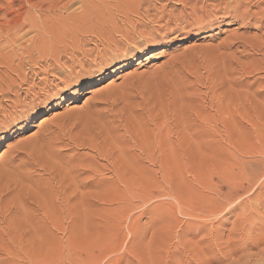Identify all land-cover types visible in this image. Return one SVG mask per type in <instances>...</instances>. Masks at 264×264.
<instances>
[{
	"label": "rangeland",
	"instance_id": "obj_1",
	"mask_svg": "<svg viewBox=\"0 0 264 264\" xmlns=\"http://www.w3.org/2000/svg\"><path fill=\"white\" fill-rule=\"evenodd\" d=\"M7 3L40 19L0 0V25ZM233 5L201 25L107 9L87 56L0 39V264H264V10Z\"/></svg>",
	"mask_w": 264,
	"mask_h": 264
},
{
	"label": "bare ground",
	"instance_id": "obj_2",
	"mask_svg": "<svg viewBox=\"0 0 264 264\" xmlns=\"http://www.w3.org/2000/svg\"><path fill=\"white\" fill-rule=\"evenodd\" d=\"M13 1V0H12ZM25 1V3L29 4L30 6H27V7H39L40 9L37 10L38 13H39V18L38 19V16L34 15V13L28 8H25L26 5L22 6V8L24 7L23 11L22 12H19V10H16V9H13V5L12 3H7V6L4 7L5 10H6V13L8 14V16L11 14H15V15H12V18L6 23V24H1L0 25V39L1 38H5V39H8L9 41H12V40H17L18 37L20 36H25V34L29 31H31L32 29H38L36 30L38 32V36H35L33 38H28L30 41H31V44L32 45H35L36 47V43L38 41V39L44 37L46 39V36H45V33H53L52 35L55 36L54 38H56L57 42L54 43L55 45L58 44V42H63L61 43V45L63 46L64 44V41H69V45H65L63 50L65 52H80L81 54H86L87 53V50L83 49L85 46V44H81L82 41H80L79 39L76 40V38L79 37V35H82L84 33H87L89 32L90 29L94 30V26H93V23H94V20L95 22H98L99 19H101V15H104L102 17H106V14L107 12H105V10L109 9L108 11H112L114 8L118 11H126L127 13H130V12H138L139 16H141L142 18L145 17V18H148L150 19L151 17L152 20L154 22L155 21H161V20H166V14L164 13V9H161L162 7H159L160 9H156L157 12L156 14H151V11L153 9H155V7H153L154 3L152 4L153 0H23ZM36 1V2H35ZM141 1L145 2L147 5H143L144 9L143 10V14L140 12L141 11ZM159 1V0H158ZM177 1V0H175ZM182 3L186 6L187 4H192L190 6L191 8V11L188 13V14H180V16H174V15H171L170 14H167V16L169 17L166 21H167V24H171L172 21L170 20H180L183 22H190L189 19H195V23L197 24H202L203 23V17L205 15L202 16H198V14H201V13H205V14H213V12H221L223 10H227L229 7H231L230 5H232V3L234 4L232 6L233 10H234V14H237V17L243 19V21H247L248 18H250V15H258L260 13H262V7L264 8V0H257L254 2V0H181ZM33 2H35L33 4ZM33 4V5H32ZM76 4H79L73 11H72V8L76 5ZM2 6V5H1ZM256 6L258 9L255 10L254 7ZM46 7V9H44ZM142 7V8H143ZM185 7V9H186ZM3 8V10H4ZM189 8V9H190ZM252 8L256 11H252ZM32 9V8H31ZM76 9H80V11H76ZM184 9V8H183ZM182 9V10H183ZM188 9V8H187ZM188 9V10H189ZM2 10V12H3ZM8 10V11H7ZM35 11V9H34ZM43 11H47V12H43ZM70 11V12H69ZM5 12V11H4ZM153 12V11H152ZM186 12V11H184ZM215 12V13H216ZM264 12V11H263ZM97 13V14H96ZM121 13H124V12H121ZM225 13H228V12H225ZM48 14V15H46ZM106 14V15H105ZM175 14V13H174ZM179 14V13H178ZM113 14H109L108 15V19H102L103 21H99L98 23H101L102 26H105L106 27V30L108 31L109 29H107L109 26H117V20H115V17L112 16ZM126 15H129V14H126ZM219 15V14H218ZM263 15V16H262ZM261 16L263 17L262 21L264 22V14H262ZM260 16V15H259ZM140 17V18H141ZM211 17H213L212 15H208V18L206 19L205 23L206 24H209V21L211 20ZM256 17V16H254ZM259 20L261 21V18L259 17ZM132 21V20H131ZM212 22V21H211ZM128 23V22H127ZM156 23V22H155ZM180 23V22H179ZM194 23V24H195ZM213 23V22H212ZM250 23V22H249ZM261 23V22H260ZM131 24V23H130ZM135 25V23H133ZM166 24V25H167ZM188 24V23H186ZM191 24V23H190ZM257 24V23H256ZM255 24V25H256ZM141 25V23H140ZM143 25V24H142ZM175 25V24H174ZM179 25V24H178ZM189 25V24H188ZM192 25V24H191ZM259 25V24H257ZM262 25V24H261ZM26 26H28V29H26ZM137 25H135L136 27ZM145 26V25H143ZM172 26V25H171ZM204 26V24H203ZM104 27V28H105ZM134 27V28H135ZM186 27V26H185ZM199 27V26H198ZM202 27V26H201ZM140 28V27H139ZM138 28V29H139ZM184 28V27H183ZM88 29V30H87ZM104 29L102 28L98 33H97V36L101 37L103 36L104 34ZM179 30V29H178ZM206 30V28H205ZM204 30V31H205ZM262 30V29H261ZM33 31V30H32ZM137 31V30H136ZM139 31V30H138ZM94 32V31H93ZM101 32V34H100ZM111 32V31H110ZM20 33H22L20 35ZM90 33V32H89ZM122 33L127 37V35H129V32H124L122 31ZM138 33V32H137ZM28 34V33H27ZM111 34V33H109ZM108 34V39L110 38L109 36H113L112 34L109 35ZM35 35V34H34ZM47 35V34H46ZM87 35V34H86ZM50 36V35H49ZM23 37V39H24ZM104 37V36H103ZM106 37V36H105ZM104 37V38H105ZM236 37V36H234ZM50 38V37H49ZM84 38V37H83ZM82 38V39H83ZM113 38V37H112ZM129 38V37H128ZM86 39V38H84ZM89 39V38H88ZM108 39H106V41H108ZM235 39V38H234ZM21 39H19L20 41ZM71 40V41H70ZM87 40V39H86ZM92 40V39H91ZM99 40V39H98ZM111 40V38H110ZM109 40V41H110ZM255 40V39H254ZM18 41V40H17ZM90 41V40H89ZM88 41V42H89ZM101 41V40H99ZM99 41H97V45L99 46ZM113 41V39H112ZM115 41V40H114ZM256 41V40H255ZM95 42V41H94ZM117 42V41H116ZM238 42V41H237ZM254 42V41H253ZM257 42V41H256ZM24 43V42H23ZM45 43V42H44ZM85 43V42H84ZM102 43H103V40H102ZM108 43V42H107ZM112 43V42H111ZM110 43V44H111ZM252 43V42H251ZM1 44V43H0ZM22 44V43H21ZM20 44V45H21ZM39 44V43H38ZM53 44V43H52ZM109 44V43H108ZM107 44V45H108ZM119 43H117L118 45ZM19 45V44H18ZM41 45H43L41 43ZM60 45V44H59ZM60 45V46H61ZM100 45L102 46V44L100 43ZM116 45V46H117ZM143 45V44H142ZM232 45V44H231ZM243 45V44H242ZM257 45H260V44H257ZM28 46V45H27ZM40 46V45H39ZM50 46V45H49ZM97 46V47H98ZM111 47V45H109ZM17 47V46H15ZM23 47V46H22ZM26 47V46H25ZM42 48V46H40ZM39 47V48H40ZM56 47V46H55ZM104 47H105V44H104ZM108 47V46H106ZM255 47V46H254ZM4 48V47H3ZM2 48V49H3ZM48 48V46H47ZM88 48V47H87ZM93 49V47H90ZM147 48V47H146ZM247 48V47H246ZM57 49V48H56ZM91 49V50H92ZM97 49V48H96ZM99 49V48H98ZM97 49V50H98ZM103 49V48H102ZM106 49V48H105ZM29 50V48H28ZM37 50V49H36ZM49 51V48L47 49ZM58 52H59V49H57ZM90 50V51H91ZM96 50V51H97ZM149 49H140L138 52H134L133 50L130 51V55L129 57H136V56H139V54H146L150 51H148ZM0 51L1 48H0ZM13 53H16L18 52L17 49H13L12 50ZM16 51V52H15ZM48 51H44L45 53H49ZM94 51V54L96 53L95 52V48L93 49ZM42 52V51H41ZM43 52V53H44ZM57 52V51H56ZM22 53V52H21ZM24 53V52H23ZM28 53V52H27ZM31 53V52H30ZM35 54V53H34ZM62 54V53H61ZM72 54V53H70ZM76 54V53H75ZM91 54V53H90ZM93 54V53H92ZM14 55V54H13ZM19 55V54H18ZM24 55V54H23ZM48 55V54H46ZM59 55V54H58ZM79 55V54H77ZM30 56H32V53L28 56L29 58H31ZM36 56V54H35ZM33 56V57H35ZM39 56V55H37ZM51 56V55H50ZM87 56V54H86ZM114 57L118 56V55H113ZM123 56V55H122ZM148 56V55H146ZM152 56V55H151ZM24 57H27L24 55ZM55 57V55L53 56V58ZM57 57V56H56ZM65 57V56H64ZM127 57V56H126ZM126 57H122V59H118L116 60L115 62L116 63H120L122 62ZM36 58V57H35ZM43 58V57H42ZM69 58V57H68ZM117 58V57H116ZM16 59V58H14ZM18 59V57H17ZM28 59V58H27ZM65 59V58H64ZM67 59V58H66ZM71 59V58H70ZM148 59V57L146 58ZM39 60V59H38ZM61 60V59H60ZM63 60V59H62ZM62 60L60 63H62ZM16 61V60H15ZM27 61V60H26ZM56 61V60H54ZM7 63V67H11V69H14L15 66V62L13 61L12 57H9L7 55H0V63ZM17 62V61H16ZM37 59H36V64H37ZM53 62V61H52ZM51 62V63H52ZM114 62V63H115ZM34 63V62H32ZM55 63V62H54ZM53 63V64H54ZM141 63V61L139 62ZM27 64V62H26ZM30 64V62H29ZM40 64V63H39ZM42 64V63H41ZM58 64V63H57ZM1 65V64H0ZM24 65V64H23ZM43 65V64H42ZM41 65V66H42ZM49 65V64H48ZM55 65V64H54ZM53 65V67H54ZM58 65H61V64H58ZM57 65V66H58ZM81 65V64H80ZM2 66V65H1ZM0 66V68H1ZM33 66V65H32ZM31 66V68H32ZM37 66H40V65H37ZM51 66V65H50ZM56 66V65H55ZM56 66V67H57ZM71 66V65H69ZM74 66H77V65H74ZM82 66V65H81ZM4 67V66H3ZM18 68V67H17ZM30 69V67H28ZM36 68V67H35ZM42 68V67H40ZM52 68V67H51ZM55 68V67H54ZM58 68V67H57ZM10 69V70H11ZM16 70V68H15ZM14 70V71H15ZM18 70V69H17ZM34 70V69H33ZM32 70V71H33ZM37 70V69H36ZM8 71V70H7ZM26 71V70H25ZM41 71V70H40ZM10 72V71H9ZM18 72V71H17ZM16 72V74H17ZM34 72V71H33ZM36 72V71H35ZM42 72V71H41ZM54 72V71H52ZM23 73V76H25L24 72ZM32 73V72H31ZM44 73V72H43ZM48 73V72H47ZM6 74V73H5ZM9 74V73H8ZM33 74V73H32ZM37 74V73H36ZM34 74V75H36ZM7 75V74H6ZM22 75V74H21ZM1 76V75H0ZM4 76V74H3ZM13 76V75H12ZM27 76V75H26ZM31 76V75H30ZM5 77V76H4ZM9 77V76H8ZM29 77V76H28ZM22 78V76H21ZM2 79V77L0 78ZM5 79V78H4ZM10 79V78H9ZM33 79V78H31ZM16 81V80H15ZM22 80H20L21 82ZM28 81V80H27ZM9 82V81H7ZM33 82V81H32ZM31 82V83H32ZM4 83V82H3ZM19 83V81H18ZM18 83H15L17 84L16 86L18 87ZM25 83V82H23ZM28 83V82H27ZM31 83L29 84L30 85V88L28 87V89L32 90L31 87ZM2 84V83H1ZM9 84V83H8ZM13 84V83H12ZM10 85V84H9ZM21 85V84H20ZM28 85V84H27ZM4 86V85H3ZM8 86V85H7ZM6 86V87H7ZM12 86V85H10ZM14 86V85H13ZM12 86V87H13ZM22 86V85H21ZM37 86V85H36ZM11 88V87H10ZM15 88V87H14ZM19 88V87H18ZM21 88V87H20ZM6 89V88H5ZM8 89V87H7ZM22 89V88H21ZM33 89L35 90V88L33 87ZM5 90H3V93H4ZM10 91V90H9ZM8 91V92H9ZM12 91V90H11ZM29 91V90H27ZM12 93V92H11ZM18 93V92H17ZM8 94V93H7ZM21 94V93H20ZM16 96V95H15ZM18 97V95H17ZM66 190V189H65ZM64 201H67V200H64ZM48 207H50L48 205ZM18 230V229H16ZM7 233V232H6ZM1 236V235H0ZM3 251V250H2Z\"/></svg>",
	"mask_w": 264,
	"mask_h": 264
}]
</instances>
